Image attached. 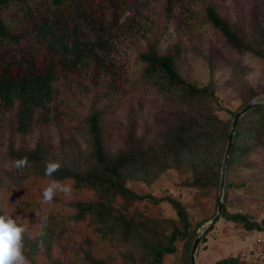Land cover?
<instances>
[{"label": "rangeland", "instance_id": "1", "mask_svg": "<svg viewBox=\"0 0 264 264\" xmlns=\"http://www.w3.org/2000/svg\"><path fill=\"white\" fill-rule=\"evenodd\" d=\"M210 2H215L220 13L245 32L253 28L261 15L262 0H171L169 18H166V0H140L135 9L122 14L108 34L111 51L102 63L107 78L113 77L115 85L107 87V78L91 79L90 66L72 73V81H66L58 89L56 110L48 114L49 122L29 126L24 134L13 129L15 145L32 147L41 136L49 145L51 159L62 157V161H66L64 156L68 155L83 163L87 148L85 117L103 108L106 109L104 139L109 150L124 145L128 129H132L136 137L143 136L146 144L159 142V134L173 112L189 107L170 103L154 85L139 80L144 68L139 54L150 44L159 53L173 46L180 48L176 62L179 73L188 82L213 89L219 104L213 105L212 110L222 121L230 123L233 113L247 103L249 95L253 96L249 102H263L264 59L249 52H236L205 22L202 14ZM208 61L214 64L212 72ZM11 116L13 110L0 112V204L29 225L30 234L25 237V256L29 264H88L87 254L105 264H140L143 250L139 245L126 243L119 235L102 237L85 221L69 223L67 203L92 199V194L85 196L72 191L70 196L57 194L51 202H45L43 190L49 182L27 170L18 172L21 179L13 174L5 158ZM250 153L251 164L232 167L225 174L222 208L228 213L247 214L251 220L261 222L264 218V148L256 147ZM193 177L191 168H170L147 181L129 179L126 183L136 194L158 200L153 203L146 197L133 203L124 211L128 219L147 229L152 239L157 234L169 237L175 229L180 232L173 242L174 252L165 254L162 264H189L196 236L217 212L220 185L199 187L193 184ZM65 184L71 185L70 182ZM167 197L181 202L188 226L178 219L175 209L165 200ZM121 206L115 204L114 212ZM44 228L51 233V247L43 244L33 251L31 242ZM228 257L238 258L239 264H264V228L245 230L221 214L198 242L195 261L196 264H217Z\"/></svg>", "mask_w": 264, "mask_h": 264}, {"label": "trees", "instance_id": "2", "mask_svg": "<svg viewBox=\"0 0 264 264\" xmlns=\"http://www.w3.org/2000/svg\"><path fill=\"white\" fill-rule=\"evenodd\" d=\"M139 3L140 0H0V112L13 110L5 154L13 174L22 178L14 161L27 156L29 166L23 170L28 173L47 182L50 179L70 182L73 192L85 196L92 194V199L67 203L69 223L85 221L102 237L119 235L124 242L142 248L140 264H162L164 255L174 252L173 242L180 232L175 229L169 237L157 234L152 239L151 233L141 224L128 219L124 211L133 203L146 197L153 203L158 200L136 194L126 186L127 181H147L166 169L186 167L192 169L196 186H219L232 126V121H222L212 110L219 104L213 89L208 85L197 86L181 76L176 65L179 47L173 46L165 53H159L150 44L139 54L144 63L139 80L154 85L170 103L189 107L173 112L159 134V142L146 144L143 136L136 137L132 129H128L124 145L109 150L104 139L106 109L93 110L85 117V161L82 163L65 155L63 166L50 178L45 175V165L55 158L51 159L49 145L43 138L40 136L32 147L17 146L13 140V129L24 134L29 126L49 122L48 114L56 110L58 89L66 81H72V73L90 66L91 79L107 78L102 60L111 51L108 34L122 14L132 11ZM165 10L166 18H169L171 0H166ZM202 16L233 50L264 59V0L260 18L250 31L245 32L231 23L220 13L215 2L205 6ZM208 68L213 71V62L208 61ZM106 83L107 87L115 85L114 78L110 77ZM252 97L249 95L245 102L249 103ZM256 147L264 148V103L239 117L225 174L232 167L251 164L252 159L248 158ZM165 200L175 209L182 224L188 226L181 202L169 197ZM115 204L122 208L114 212ZM221 214L245 230L264 228V218L261 222L253 221L247 214L228 213L224 207ZM51 239L47 228L42 229L31 242L33 251L43 244L51 247ZM86 258L88 264H105L91 254ZM217 264H239V260L228 257Z\"/></svg>", "mask_w": 264, "mask_h": 264}, {"label": "clouds", "instance_id": "3", "mask_svg": "<svg viewBox=\"0 0 264 264\" xmlns=\"http://www.w3.org/2000/svg\"><path fill=\"white\" fill-rule=\"evenodd\" d=\"M28 166L27 156L14 161L17 170L22 171ZM62 166V157L47 162L45 175L51 178ZM71 192L70 184L50 179L43 190V200L51 202L57 194L67 197ZM29 234V225L20 216H14L6 206L0 204V264H29L25 256V237Z\"/></svg>", "mask_w": 264, "mask_h": 264}, {"label": "water", "instance_id": "4", "mask_svg": "<svg viewBox=\"0 0 264 264\" xmlns=\"http://www.w3.org/2000/svg\"><path fill=\"white\" fill-rule=\"evenodd\" d=\"M263 103H264V101L263 102H261V101H253V102H249V103L245 104L240 110H238L236 112V114H235V116H234V118L232 120V126H231V129H230L229 134H228L227 145H226V148H225L223 161H222V166H221L220 195H219V199H218L217 212L214 215V217L211 220H209L206 228L201 232V234L196 236V238L194 240V243H193V246H192V249H191V252H190V263L191 264H196L195 251H196L198 242L201 240V238L206 233V231L209 230L210 227L213 226L218 221V219L221 217L222 205H223L222 196H223L224 184H225L224 180H225L226 160H227V157L229 155V151H230V147H231L232 139H233V133L235 131V127H236L237 121H238L239 117L241 115H243L247 110H249L250 108H252L254 106L261 105Z\"/></svg>", "mask_w": 264, "mask_h": 264}]
</instances>
